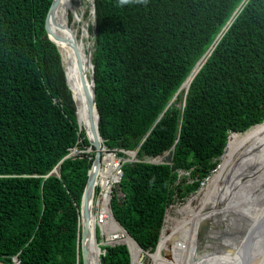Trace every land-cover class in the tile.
Instances as JSON below:
<instances>
[{
  "label": "trees",
  "instance_id": "trees-1",
  "mask_svg": "<svg viewBox=\"0 0 264 264\" xmlns=\"http://www.w3.org/2000/svg\"><path fill=\"white\" fill-rule=\"evenodd\" d=\"M94 1L99 134L119 158L138 148L110 207L151 252L168 206L217 169L228 137L264 120V0ZM51 2L0 0V264H82L78 209L94 154L46 35ZM167 150L171 164L142 161ZM101 249L102 264H130L125 244Z\"/></svg>",
  "mask_w": 264,
  "mask_h": 264
},
{
  "label": "bare ground",
  "instance_id": "bare-ground-1",
  "mask_svg": "<svg viewBox=\"0 0 264 264\" xmlns=\"http://www.w3.org/2000/svg\"><path fill=\"white\" fill-rule=\"evenodd\" d=\"M80 2L81 0H60L49 18L51 32L63 39V41H58L57 47L60 50L68 89L75 98H78L81 93L80 67L77 64L75 49L83 61L86 58V46L84 36L79 38L77 31L69 22L68 15L71 11L74 21H80ZM196 68L182 89L187 88ZM83 70L88 76L91 67H85L83 64ZM77 112L85 131H87L88 121L84 111L80 107ZM228 139L226 151L221 156L219 170L207 179L197 195H194L183 205L181 209L183 217L180 220L178 231L169 232L164 239V230L162 229L155 252L145 254L153 264H235V260L240 259V248L236 247L230 253L221 250L215 243L212 247L209 244L204 248L199 244L198 248V237L202 233L207 242L209 239L219 242L224 229H232L245 235L256 223L264 220V122L245 133L236 134ZM99 142L103 146V139L99 138ZM102 154V162L106 165V171H103L105 167L100 168V180L104 182L105 178L117 179V174L114 173L115 156L110 152H105L104 149ZM106 204L107 199H104L102 207L105 208ZM106 210L109 211V208ZM106 225H109L112 230H117L123 235V239L130 242L132 250L129 248L130 251H133V256L131 252V264H146L144 261H139L141 251L135 242L124 234V231L112 218L107 220ZM203 229L205 231H202ZM260 229L258 237L253 242V248L250 250L247 264H264V227ZM108 231L106 228L107 237L111 233ZM260 234L263 238H260ZM163 250L170 254L169 260L163 258ZM199 251L201 253L194 258V254H198ZM99 253L96 243H93L91 264H100ZM249 259H253V262H250Z\"/></svg>",
  "mask_w": 264,
  "mask_h": 264
},
{
  "label": "water",
  "instance_id": "water-1",
  "mask_svg": "<svg viewBox=\"0 0 264 264\" xmlns=\"http://www.w3.org/2000/svg\"><path fill=\"white\" fill-rule=\"evenodd\" d=\"M59 1L60 0H52L51 5L48 9L47 15L45 17V22H44L46 35H47L48 39L50 41H52L56 46L59 43L58 41H63V39H61V37L53 35V33L51 32L50 27H49V22H50L49 18H50L51 12L53 10H55L56 5H57V3H59ZM87 1L89 2V5H90V14L92 16V26H93L94 32H93L91 39H89L90 41L88 42V45L86 46V58H85V60H83V61L81 60L78 51L75 49V52L77 54V64H78V67H80L79 81H80V85H81V87H80L81 93L79 94L78 98H75L73 96V94L71 93L73 105L75 108V115H76L75 117H76L77 124L79 125L77 110L80 107L84 111L85 117L88 121V123L86 124L87 131H86L85 135H86L90 145L93 147L91 152H93V154H94L93 160L91 163V167L88 170L87 181H86L83 193H82V197H81V201H80V205H79V209H78V211H79V224H80L79 252H80L82 264H91L93 243L94 244L96 243L97 248L100 251L99 261H100V264H102L100 254L103 252V250L99 247V243L97 242L95 214L93 213L92 204H93V195H94L95 186L97 185V178L99 175V170L103 164L102 153H103V149H106V147L101 146V143L99 142V138L102 139V137L99 134L100 117H99L98 108H97V105L95 102L94 75H93L94 66H93L92 61H91V51H92L91 47H92L94 35L96 32L95 1L94 0H87ZM61 60H62V58H61ZM203 62H204V60L202 61V58L197 61V63L195 64V66L191 70L190 74L185 79V81L181 84V86L179 87V89L175 93L174 97L171 99V101H173L176 98V95L183 88L186 81L190 78V75L192 74L194 69L198 66L196 68V71L194 72L193 76L198 71V69L201 67ZM83 64L85 65V67H87V66L91 67V71H90V74L88 76H86V73L83 70ZM64 76H65V72H64ZM193 76H192V78H193ZM191 79L188 82L187 88L185 89V93L187 92V89H188V86L190 84ZM89 81H91V83H89ZM65 82H66L67 87H69L67 84V81H66V76H65ZM238 133H240V132H238ZM137 150H138V148L136 150L132 151L131 154L133 156H135ZM72 153L73 152L69 153L64 158L70 156V154H72ZM110 153H112L115 156V153L113 151H111ZM159 156H164L163 160L166 163H168V164L172 163V152L169 150L164 151L161 154L156 155V156L144 154L142 157V161L147 162V163H160V162H162L161 159H157ZM221 156H220V158H221ZM51 172H57L56 168H54ZM109 211L111 213L112 218L114 219V221L118 225V227L120 229H122L124 231V233H126V235L129 236L130 239H132L135 242V244L137 245V247L141 250V253H140L138 259H139V261L142 262L144 260V256L147 253V251H144L141 248V246L121 226V224L113 216L110 207H109ZM261 227H264V220L261 221L260 223H256L245 235H243L242 232L233 231L232 229H229V230L224 229L222 231L221 239L219 242H214L211 239H209V241L207 242L202 233H201L202 236L200 235L198 237V239H199V243L201 245L208 246L209 244H211V247H212L213 244L215 243V245H217L218 248H220L221 250L223 249L225 252H228V253H230L236 247L240 248V255L241 256H240L239 263L247 264L248 256H249V253L251 252L250 250H251V248H253V242L258 237V231H261V229H260ZM99 232H101V231L99 230ZM160 235H161V232H160ZM160 235H159V239H160ZM247 236H249V237L247 238ZM260 238H263V237H261V234H260ZM243 241H245V242H243ZM120 242L124 243L127 246V249L129 251V254H130V264H131L132 257H131L130 248L126 242H124V241H120ZM158 243H159V240H158ZM158 243H157L154 251L157 249ZM240 244H241L242 249H241V247H239ZM163 252H164V255L166 258L171 257L167 251L164 250Z\"/></svg>",
  "mask_w": 264,
  "mask_h": 264
},
{
  "label": "rangeland",
  "instance_id": "rangeland-1",
  "mask_svg": "<svg viewBox=\"0 0 264 264\" xmlns=\"http://www.w3.org/2000/svg\"><path fill=\"white\" fill-rule=\"evenodd\" d=\"M80 4H81V9H80V21H74V18H73V13H71V11H70V13H69V15H68V19H69V22L71 23V25L73 26V28L77 31V34H78V36H79V38H82L83 36V39H84V44H85V46H87L88 45V42L90 41L89 39H91V34H90V32H89V30H88V27L90 26V25H92V16H91V14H90V5H89V2L87 1V0H81V2H80ZM83 12V13H82ZM82 13V14H81ZM72 16V17H71ZM72 19V20H71ZM87 27V28H86ZM89 32V33H88ZM86 48V47H85ZM182 90V89H181ZM264 122V121H263ZM262 122V123H263ZM262 123H260V124H262ZM260 124H257V125H260ZM254 126H256V125H254ZM253 126V127H254ZM252 128V127H251ZM250 128V129H251ZM250 129H248V130H246V131H244V132H242V133H245V132H247V131H249ZM228 140V139H227ZM104 151L105 152H109V150L107 151V149L105 150L104 149ZM103 155V154H102ZM223 156V155H222ZM162 157V158H161ZM160 157V159H161V161H163V157L164 156H161ZM135 159V156L133 157L132 156V154H130V153H127L126 154V157H117V155H115V158H114V162H115V164H116V166H115V170H114V173H116L117 175H119V168H120V166H121V164L123 163V162H126V161H128V160H134ZM222 161V157L221 158H219V161ZM221 161H220V163H219V166H220V164H221ZM218 166V167H219ZM105 167V168H104ZM218 167H217V169H218ZM102 168H104L103 169V171H106V165H105V163L104 164H102ZM216 169V170H217ZM215 170V169H214ZM214 170H212V172H211V174L208 176V178H210L213 174H214V172L216 171H214ZM219 170V169H218ZM102 171V172H103ZM214 171V172H213ZM180 174H182V173H180ZM207 178V179H208ZM116 179V178H115ZM115 179L114 180H112L111 178L109 179V180H111V183L110 184H113L112 186H114V185H116L115 183ZM207 179L204 181V183L203 184H201V186L198 188V190L197 191H195V192H193L192 194H190L186 199H184L183 201H176V202H174L173 204H171V205H169L168 206V208H167V210H166V213H165V216H164V222H163V226H162V229L164 230V236H163V233H162V236H163V238L165 239L166 237H167V235L169 234V232H173V231H178V229H179V223H180V220L182 219V217H183V215H182V212H181V209H182V207H183V205L190 199V198H192L194 195H197V193L200 191V189L204 186V184L206 183V181H207ZM107 181H108V178H105V180H104V182L102 181V180H100L99 181V184H98V186H100V182H101V184L103 185V193L105 192V185H106V183H107ZM95 196H96V194H95ZM102 196L100 197V199H99V207L101 208V203H102ZM95 199H96V197H95ZM104 200V199H103ZM194 203H196L195 201H194ZM95 209H96V207H95ZM107 209H108V207H107ZM183 221V220H182ZM168 229H169V231H168ZM109 231H113L112 229H109ZM108 231V232H109ZM202 231H205L204 229L202 230ZM98 239H99V241H98V243H99V245H101V244H103V238H105V236H104V234H103V232H101V233H99V229H98ZM161 236V237H162ZM124 242H126V241H124ZM198 248H199V239H198ZM126 243H128V242H126ZM129 244V243H128ZM202 245L200 244V247H201ZM203 248H204V245H203ZM202 248V249H203ZM141 251V250H140ZM132 252V251H131ZM155 252V251H154ZM239 252V251H238ZM141 253V252H140ZM148 253V252H147ZM153 253V252H152ZM201 252L199 251L198 252V254L197 253H195L194 254V258H196V255H199ZM132 256H133V253H132ZM162 256H163V258L164 259H168L169 260V258H166L165 257V255H164V252L162 251ZM236 256H237V252H236ZM241 256V255H240ZM192 258H193V256H192ZM240 260V259H239ZM239 260H235V264H238L239 263ZM250 260V262H253V259L251 260V259H249ZM144 262L146 263V264H153L152 263V261H151V259L147 256H145L144 257ZM234 263V262H233ZM133 264V263H132Z\"/></svg>",
  "mask_w": 264,
  "mask_h": 264
},
{
  "label": "built area",
  "instance_id": "built-area-1",
  "mask_svg": "<svg viewBox=\"0 0 264 264\" xmlns=\"http://www.w3.org/2000/svg\"><path fill=\"white\" fill-rule=\"evenodd\" d=\"M116 155V152L113 151ZM119 175H117V179L115 180V182L118 181L119 179V176H120V168H119ZM99 181H100V175L98 176V184H99ZM111 183V180L108 179L106 185H105V192L103 193V185L101 184L100 182V186L99 187V190L96 192V199L94 198V203H93V207H94V210H95V217H96V223L97 225L100 227V229H103L104 231L106 230V228H108V225L107 224V220L109 218H111V215L109 213V211L106 210V208L108 207L109 205V200H110V189H109V186L112 185L110 184ZM114 184V183H113ZM103 197L102 198V202H103V199H107V204H106V207L103 208L102 207V203H101V208L99 207V199L100 197ZM96 207V209H95ZM110 236L107 237V234L103 240V244L107 245V246H112L114 244H118L120 241H122V237L123 235L120 234L117 230H113V231H110ZM12 264H17V261L15 260L14 262H12Z\"/></svg>",
  "mask_w": 264,
  "mask_h": 264
},
{
  "label": "clouds",
  "instance_id": "clouds-1",
  "mask_svg": "<svg viewBox=\"0 0 264 264\" xmlns=\"http://www.w3.org/2000/svg\"><path fill=\"white\" fill-rule=\"evenodd\" d=\"M129 2V0H121V3L123 4V3H128ZM202 61H203V59H202ZM78 125V124H77ZM104 146V145H103ZM106 147V146H105ZM107 149V148H106ZM105 149V150H106ZM107 151H108V149H107ZM110 152H111V150H109ZM71 152H73V153H75V149H73ZM70 152V153H71ZM131 152L132 151H129V152H126V154L127 153H130L131 154ZM72 153V154H73ZM71 155V154H70ZM103 156V155H102ZM133 156V155H132ZM136 156V155H135ZM134 157V156H133ZM135 160V159H134ZM128 161H133V160H128ZM219 163V162H218ZM57 170V169H56ZM121 170V169H120ZM50 173H52V172H50ZM56 173V172H55ZM99 176V175H98ZM120 177H121V172H120V176H119V179H118V181L116 182V183H118L119 182V180H120ZM208 178V177H207ZM207 178H205L204 179V181L207 179ZM115 183V184H116ZM204 183V182H203ZM202 183V184H203ZM113 185V184H112ZM112 185H110L109 186V189H110V195H111V192H112V188H113V186ZM115 186V185H114ZM98 188V178H97V185L95 186V190H94V195H93V203H94V197H95V194H96V189ZM110 199H111V197H110ZM110 207V200H109V205H108V208ZM111 208V207H110ZM92 209H93V213L95 214V210H94V207H93V204H92ZM109 213H110V211H109ZM110 215H111V213H110ZM111 218H112V216H111ZM113 219V218H112ZM114 220V219H113ZM95 222H96V217H95ZM115 222V221H114ZM116 223V222H115ZM95 225H96V233H97V229H99L101 232H103V234H104V236H106V234L107 233H105L106 232V230L104 231L103 229H100V227L97 225V223H95ZM108 230L109 229H111L110 228V226L108 225V228H107ZM161 230H162V228H161ZM101 232H99V233H101ZM110 232V231H109ZM161 232V231H160ZM124 234H126V233H124ZM98 233H97V242H98ZM103 240H104V238H103ZM158 240H160V239H158ZM123 241V240H122ZM158 243V242H157ZM118 244H124V243H121V242H119ZM107 246V245H105V244H101V245H99V247L101 248V246ZM115 245V244H114ZM157 245V244H156ZM155 249V248H154ZM103 250V252L101 253V254H103L104 253V249H102ZM145 251V250H144ZM164 251V250H163ZM147 252H149V251H147ZM151 252H154V250L153 251H151ZM100 254V255H101ZM17 261V264H19V259H18V256L17 255H14L13 257H12V260L10 261L11 262V264H12V262H14V261ZM144 261V260H143ZM132 262V261H131Z\"/></svg>",
  "mask_w": 264,
  "mask_h": 264
}]
</instances>
